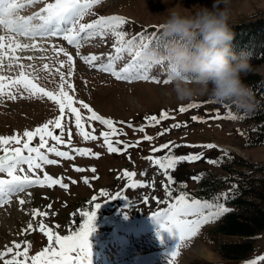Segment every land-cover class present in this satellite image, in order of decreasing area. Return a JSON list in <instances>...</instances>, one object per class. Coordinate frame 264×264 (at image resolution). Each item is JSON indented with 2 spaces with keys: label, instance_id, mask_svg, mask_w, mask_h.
Instances as JSON below:
<instances>
[{
  "label": "rangeland",
  "instance_id": "374dc122",
  "mask_svg": "<svg viewBox=\"0 0 264 264\" xmlns=\"http://www.w3.org/2000/svg\"><path fill=\"white\" fill-rule=\"evenodd\" d=\"M214 2L216 0H102L100 5L93 7L92 14L86 15L81 22L90 23L100 15H119L128 21L124 30L135 35L141 26L160 24L167 15V10L177 5L187 10H195L198 6L211 8ZM219 6L229 8L230 22L242 21L245 20L244 18L254 20L264 15V0H227V5H225L224 0H219ZM41 7H43V4H36L25 8L20 14L28 16ZM0 35L7 37L8 33L0 28ZM17 39L21 43L24 40L26 41L24 43H32L25 37H18ZM7 42L6 39L5 44ZM114 42L115 38L111 34L103 38L97 36L83 42L82 46L77 49L62 38L57 37L49 39L47 43L37 41L42 47L49 49L47 52L34 49L24 51L17 49L13 54L7 47L4 49L6 56L2 60L0 75L6 78L3 82L8 85L19 74L20 68L17 65L21 63L24 65L33 64L40 69H42L43 64L47 63L53 68L54 72L55 68L59 67L57 60L66 59V57L62 53L57 57L50 46L56 44L65 47L74 60V72L71 82L76 89V98L88 103L99 115L112 119L114 126L121 129L122 134L110 137L114 142L120 140L126 143H134L135 141H140V143L137 147L129 148L124 154L109 153L102 137L95 141H84L76 134L73 123L71 125L73 133L71 147L90 148L93 152H99L100 157L79 156L71 151V147L64 145L58 147L60 150L69 151L71 155H74V160H65L55 157L53 154H48L49 158L57 159L58 164L44 165L43 170L54 178L63 177L64 182L69 184V189H61L58 185L52 188L34 186L27 189L25 193L13 196L10 202L0 206V251H4L6 247L11 246L15 252L13 242L21 243L20 251H23L24 247H28L25 241L32 245L29 248V257L42 250L43 247L47 246L48 241L47 236L39 231L38 226L41 221L52 228L53 232L58 231L61 235L69 234L73 219H80V210H91L89 201L93 197H98L101 190L115 193L126 184V181L120 177L123 176V171L127 169L137 172L139 179L144 181L147 186L126 190L125 194L136 203V206L130 207L129 202L124 199L109 200L105 203H103V199L97 201L102 203V206L97 211L96 231L89 238L91 255L88 258V263L169 264L170 262V264H220L222 260L214 245L209 241L208 225H203L195 236L182 242L180 248L176 250L177 255L175 257L169 255L175 248L178 238L166 231H161L160 225L154 218H151L150 213L158 207L155 201L150 200L147 205L140 202L142 197L166 198L163 184L168 182L162 170L145 157L149 155H166L167 150L153 153L152 148L159 147V145L169 141L182 147V151L178 153L180 155L196 153L202 149L185 145L212 143L218 147L234 151L247 161L264 166V145H245L239 133L240 130L237 129V124L232 119L210 118L215 116L217 111L221 116H226L228 109L217 102H209L214 100L207 95L196 97L190 101H178L172 90L171 82L168 84L162 83L168 74L165 64V67L164 65H154L150 70V75L158 76L161 83L144 80L128 82L117 80L110 73L98 71L80 58L81 56L97 55L103 56V62H106L109 54L115 55V50L112 47ZM78 51L79 55H77ZM13 55L21 57V59L13 61L11 59ZM27 56H33L34 59L29 61L25 59ZM40 57H45V59L42 60ZM128 59L130 58L125 54L123 60L117 61V68L119 69L127 63ZM9 64L12 65L11 68H9ZM255 68L258 69L256 71L258 74H264V63L256 65ZM25 70L31 71L30 69ZM62 70L67 71L66 68ZM39 74L41 77L47 75L44 71ZM52 80L54 82H50ZM39 82L48 89L53 90L58 86L59 76L55 75L54 78L50 77L49 80H40ZM190 103L200 104L201 107L189 109L184 113L179 112L181 106L186 107ZM162 111L168 112L169 116H175V119L161 120L159 124H154L145 119V117L152 115L159 116ZM82 112L86 116L89 115L87 110L82 109ZM57 115H59L58 107L46 97L18 98L16 100L4 98L0 100V136L22 134L25 130H34ZM193 115L203 117L204 122L193 121L191 119ZM121 121L125 123L121 124ZM175 123L186 124V126L172 128L171 126ZM91 124L92 127L96 128L94 134L97 136L101 131H109L106 126L100 125L99 122L93 121ZM128 124H132L133 127H128ZM141 126L144 127V132L136 130ZM165 128H169L170 131L165 132L162 136L158 135ZM85 130L91 131V128L85 124ZM144 135L153 136L154 139L146 141L143 139ZM38 139L37 137L33 140V145L38 143ZM64 139H68L67 133H65ZM50 143L54 142L50 141ZM20 146L14 143L11 145V147ZM117 146L122 147V145ZM207 150L213 152L214 149ZM219 152L214 150V153L218 154ZM1 154H3L2 151H0ZM24 154L26 155L27 152L25 151ZM129 156L131 159H129ZM73 165L86 170L78 173L73 170ZM24 167L27 168V165H24ZM92 167L96 169L95 174L90 171ZM205 167L206 164L200 160L194 165L188 163L180 165L177 167L176 172H179L177 176L186 178L185 173H196ZM141 172L146 173V175L139 176ZM40 175L42 178L43 173L41 172ZM85 176L89 178V184L83 182ZM94 176L98 178H93ZM68 178L76 180L77 183L72 184ZM127 182L130 183L131 181ZM188 185L192 187L193 183ZM180 193L173 194L178 196ZM20 199H24L26 203L21 205L19 203ZM49 204L52 205V209L47 207ZM36 209L49 213V215L42 217L37 214L36 218L33 219V213ZM74 213L76 214L75 217L73 216ZM149 219H151V222ZM30 222L33 225L32 229H28ZM57 224L61 226L59 229L55 228ZM158 232L163 237V242L158 238ZM198 246H202L206 251L211 252L212 257L201 256L196 251ZM13 254H9L6 259H10ZM252 254L253 258L245 260L246 263L250 264V261L256 260V264H261L263 260L258 258L264 256V230L258 234ZM18 259H23V257ZM0 264H2V261H0ZM25 264H28V261Z\"/></svg>",
  "mask_w": 264,
  "mask_h": 264
},
{
  "label": "snow or ice",
  "instance_id": "6c2138e0",
  "mask_svg": "<svg viewBox=\"0 0 264 264\" xmlns=\"http://www.w3.org/2000/svg\"><path fill=\"white\" fill-rule=\"evenodd\" d=\"M101 3L102 0H0V28H3L8 33L7 37L0 35V67H2L3 57L6 56L4 52L6 47L13 54H15L17 49L21 51L34 49L47 52L49 49L42 47L37 41L47 43L49 39L59 37L67 41L69 45L79 49L83 42L97 36L103 38L111 34L115 38L112 46L115 50V55L109 54L106 62H103V56L97 55L81 56L80 58L90 67H94L101 72L110 73L117 80H125L128 82L144 80L161 83L158 76L150 75V70L154 65H164L167 61L161 57L151 64H145L142 62L141 52L149 47L162 49L165 44L164 38L155 32L151 34L141 32L135 35L128 33L124 30L128 21L119 15H100L90 23L81 22L86 15L92 14L94 6L100 5ZM36 4H43V7L28 16L20 14L25 8ZM18 37H25L32 41V43H21L17 39ZM6 39L8 41L7 44H5ZM50 47L57 54V57L60 53L66 57V59L57 60L59 67L55 68L54 72L53 68L47 63L43 64L42 69L37 68L33 64L24 65L21 63L17 65L20 68L19 74L11 80L10 84L6 85L3 82L6 78L0 75V100L4 98L16 100L18 98L46 97L58 107L59 111V115L53 119H49L34 130H25L22 134L0 136V151L3 152L0 155V206L10 202L13 196L25 193L27 189L34 186L52 188L58 185L61 189H69V184L64 182L63 177L54 178L43 170V166L58 164V160L49 158L48 154H53L55 157H60L65 160L75 159V156L71 155L69 151H62L58 147L59 145L71 147L73 134L71 125L73 123L76 134L84 141H95L102 137L103 143L109 153L124 154L129 148L137 147L140 143V141L126 143L120 140L114 142L110 139L112 136L122 134L121 129L114 126L112 119L99 115L88 103L76 98V89L71 82V77L74 72L73 56L63 46L52 44ZM125 54L130 59L118 69L116 63L117 61L123 60ZM77 55H79V51ZM11 59L13 61H19L21 57L13 55ZM25 59L31 61L34 57L27 56ZM40 59L43 60L45 57H40ZM11 67L12 65L9 64V68ZM65 68L67 69L66 72L62 70ZM25 69H30L31 71H26ZM167 69V78L162 81L163 84L171 82L169 72L176 70L169 62H167ZM41 71H44L47 75L41 77L39 74ZM55 75L59 76V83L56 89L50 90L39 82L40 80H49L50 77L54 78ZM50 82H54V80ZM85 83L87 82L85 81ZM209 102L214 103L215 101ZM199 107H201L200 104L190 103L186 107L181 106L179 112L184 113L189 109ZM225 107H229V105H225ZM82 109L87 110L89 115H84ZM169 118L174 120L175 116H169V113L166 111H162L159 116L152 115L145 117L146 120L154 124H159L161 120ZM210 118L235 120L243 117H238L231 111L226 116H221L219 111H217L216 115ZM191 119L193 121L204 122L201 116L193 115ZM93 121L106 126L109 131H101L99 136L95 135L96 128L92 127L91 124ZM120 123L124 124L125 122L121 121ZM85 124L91 128V131L85 130ZM182 126H186V124L175 123L171 127L180 128ZM128 127L131 128L133 126L132 124H128ZM136 130L144 132V127L141 126ZM167 131H170V129L165 128L158 135L162 136ZM65 133H67V140L64 139ZM37 137L39 138L38 143L33 145L32 142ZM143 139L152 141L154 137L144 135ZM50 141L54 143H50ZM13 143L21 146L11 147ZM117 145H122V147ZM185 146L200 147L203 149H216L218 147L212 143ZM172 147H180V145H174L173 142L169 141L168 143L159 145V147L152 148L153 153L168 150L169 154L164 156L149 155L145 157L153 165L158 166L166 177L168 183L163 184L166 198L161 199L156 196L151 198L142 197L140 202L147 205L150 200L155 201L158 207L150 214L160 225L161 231H166L178 238L175 248L169 253L170 256L175 257L177 255L176 250L180 248L182 242L195 236L203 225L217 221L224 214L230 212L231 209L220 202L221 198L224 201L229 199L228 193H223L221 196L215 197L212 201L190 198L186 192H181L178 196H174L172 186L176 181L173 179L169 170H175L181 162L186 161L192 163L204 159L205 156L202 151L187 155L171 154ZM25 151L27 152L26 155L24 154ZM71 151L79 156L90 155L94 158L100 157L99 152H93L90 148L71 147ZM129 159H131L130 156ZM206 162L216 165L220 161L218 159H207ZM24 165H27V168ZM73 170L79 173L84 172L86 169L73 165ZM90 171L95 174L96 169L92 167ZM41 172L43 173L42 178L40 175ZM144 175L146 173H139V176ZM93 178L98 177L94 176ZM120 178L124 179L126 184L115 193L101 190L98 197H93L89 201L91 210H80V219H73L69 234L61 235L58 231L53 232L52 228L41 221L38 227L39 231L47 236V246L37 251L35 255L29 257L28 253L29 248L32 246L31 243L25 241L28 247H24L23 251H20L21 243L13 242L16 249L15 252L11 246L6 247L4 251H0V261H2V264H25L26 261H30V264H87L88 258L91 255L89 238L96 231L95 221L97 211L102 206V203L97 201L103 199V203H105L109 200L124 199L129 202L130 207L136 206V203L125 194L126 190L147 186L144 181L139 179L135 171L126 169ZM68 179L72 184L77 183L74 179ZM192 179L199 180L200 177L193 176ZM129 180L131 181L130 183L127 182ZM83 182L89 184L90 180L85 176L83 177ZM29 195L31 194L29 193ZM19 203L23 205L26 201L20 199ZM47 207L52 209L51 204ZM37 214L42 217L49 215V213L36 209L33 213V219L36 218ZM52 214L54 215V213ZM75 215L74 213L73 216L75 217ZM60 227L59 224L55 225L56 229ZM32 228L33 225L30 222L28 229ZM157 235L161 242H163V237L160 235V232ZM9 254L13 255L10 259H6ZM20 257H23V259H18ZM258 259L264 260V256ZM250 264H256V260L250 261Z\"/></svg>",
  "mask_w": 264,
  "mask_h": 264
},
{
  "label": "trees",
  "instance_id": "16d2710c",
  "mask_svg": "<svg viewBox=\"0 0 264 264\" xmlns=\"http://www.w3.org/2000/svg\"><path fill=\"white\" fill-rule=\"evenodd\" d=\"M257 15L259 16V13ZM260 17L230 22L235 33L233 41L235 50L249 52L254 68L264 63V15ZM141 32L147 34L155 32L164 38L159 24L141 26L135 34ZM164 64L167 67V62ZM243 81L254 93L256 108L252 112L241 110L230 102L219 104L223 107L229 105L228 112L243 117L232 120L237 124L245 145H264V74L253 72L243 77ZM214 150L220 152L217 154ZM214 150L213 152L203 148L198 150L197 152H204L205 158L201 162L206 164V167L196 173H185L186 178L177 176L179 174L176 172L177 167L187 163L194 165L198 161L181 162L175 170H169L176 181L172 186L173 193L186 192L190 198L202 201H212L215 197L228 193L229 199L224 201L221 198L220 202L231 211L217 221L206 224L209 226V241L222 260L220 264H247L245 260L253 258L255 241L258 234L264 230V166L247 161L224 147H217ZM181 151L182 147L173 148L171 154L180 155L178 153ZM166 152L169 154L168 150ZM207 159H218L220 162L213 165L207 163ZM193 176H199L200 179L193 180ZM189 183H193V186H189ZM261 264H264V260Z\"/></svg>",
  "mask_w": 264,
  "mask_h": 264
},
{
  "label": "clouds",
  "instance_id": "9594fccd",
  "mask_svg": "<svg viewBox=\"0 0 264 264\" xmlns=\"http://www.w3.org/2000/svg\"><path fill=\"white\" fill-rule=\"evenodd\" d=\"M224 3L227 5V0ZM159 27L165 38L163 48H145L141 59L151 64L163 57L175 67L169 76L178 101L207 95L246 112L256 108L254 93L243 77L258 69L249 52L235 50L227 6L221 8L219 0L211 8L198 6L195 10L177 5L167 10Z\"/></svg>",
  "mask_w": 264,
  "mask_h": 264
},
{
  "label": "bare ground",
  "instance_id": "6f19581e",
  "mask_svg": "<svg viewBox=\"0 0 264 264\" xmlns=\"http://www.w3.org/2000/svg\"><path fill=\"white\" fill-rule=\"evenodd\" d=\"M26 42L25 40L22 41V43ZM31 43V42H30ZM22 53V52H21ZM24 58V57H23ZM196 251L203 257H206V258H211L212 257V253L209 252V251H206V249L202 246H198L196 248ZM88 264H91V263H88Z\"/></svg>",
  "mask_w": 264,
  "mask_h": 264
}]
</instances>
